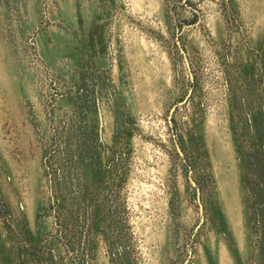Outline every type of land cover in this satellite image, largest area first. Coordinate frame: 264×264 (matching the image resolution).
Segmentation results:
<instances>
[{"label": "rangeland", "instance_id": "rangeland-1", "mask_svg": "<svg viewBox=\"0 0 264 264\" xmlns=\"http://www.w3.org/2000/svg\"><path fill=\"white\" fill-rule=\"evenodd\" d=\"M186 258L264 264V0H0V264Z\"/></svg>", "mask_w": 264, "mask_h": 264}, {"label": "trees", "instance_id": "trees-1", "mask_svg": "<svg viewBox=\"0 0 264 264\" xmlns=\"http://www.w3.org/2000/svg\"><path fill=\"white\" fill-rule=\"evenodd\" d=\"M90 82H96L95 79H91L90 81H84V83L82 84L84 88L81 89V92L83 93V95L87 96V101L90 104L93 103V98H92V94L94 91V88L91 86H88V83ZM88 86V87H87ZM79 97H81L80 95H78ZM95 143H100V140L96 139V137H94V135H92L90 132L85 133V135L82 138V143L80 146V156L83 159V161H87L90 159V157L92 156V150H93V146L95 145ZM74 150H71V154H70V158H74L75 155Z\"/></svg>", "mask_w": 264, "mask_h": 264}, {"label": "water", "instance_id": "water-1", "mask_svg": "<svg viewBox=\"0 0 264 264\" xmlns=\"http://www.w3.org/2000/svg\"><path fill=\"white\" fill-rule=\"evenodd\" d=\"M182 53H183V55H184V57H185L186 63L188 64V61H187V57H186V53H185V51L182 50ZM190 91H191V88H189L187 94L184 96L183 99H181L180 101H178V103H182V102H184V101L187 99V97H188ZM95 102H96L97 113H98V132H99V138H101V136H102V135H101V132H102V126H103V119H102V113H101V109H100V105H99V97H98V96L95 97ZM176 104H177V103H174V104L170 107L169 114H168V116H167V120H168V123H169L170 126H172L171 115H170V114H171V112L173 111V109H174V107L176 106ZM175 143H176V147H177V149L180 150V147H179V145H178L176 139H175ZM189 171H190V170H189ZM189 179H190V181H191V182L195 185V187H196V193H197V198H198V202H199V209H200V213H201V219H200V221H199V223H198V225H199L200 222L202 221V205H201V202H200V199H199V187H198V185L196 184V182L194 181V179L191 177V175H189ZM198 225H197V226H198ZM190 252H191V250L189 249V250H188V256L190 255ZM187 259H188V258H186V260H185L184 262H182V264H185V262L187 261Z\"/></svg>", "mask_w": 264, "mask_h": 264}]
</instances>
